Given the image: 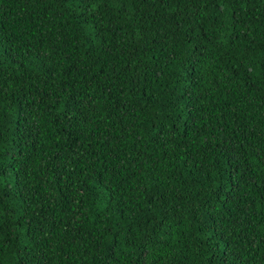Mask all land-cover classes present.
Masks as SVG:
<instances>
[{
    "label": "trees",
    "instance_id": "trees-1",
    "mask_svg": "<svg viewBox=\"0 0 264 264\" xmlns=\"http://www.w3.org/2000/svg\"><path fill=\"white\" fill-rule=\"evenodd\" d=\"M0 264H264V0H0Z\"/></svg>",
    "mask_w": 264,
    "mask_h": 264
}]
</instances>
